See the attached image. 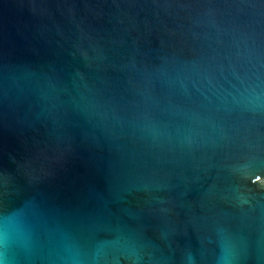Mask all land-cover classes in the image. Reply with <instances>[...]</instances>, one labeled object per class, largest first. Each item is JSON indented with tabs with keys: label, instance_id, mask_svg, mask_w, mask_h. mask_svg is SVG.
Here are the masks:
<instances>
[{
	"label": "water",
	"instance_id": "95a60500",
	"mask_svg": "<svg viewBox=\"0 0 264 264\" xmlns=\"http://www.w3.org/2000/svg\"><path fill=\"white\" fill-rule=\"evenodd\" d=\"M0 264H264V0H0Z\"/></svg>",
	"mask_w": 264,
	"mask_h": 264
}]
</instances>
